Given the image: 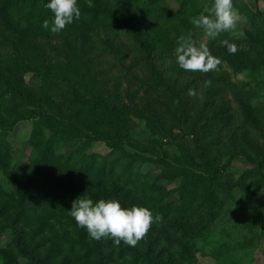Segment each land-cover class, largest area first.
<instances>
[{"label":"rangeland","instance_id":"1","mask_svg":"<svg viewBox=\"0 0 264 264\" xmlns=\"http://www.w3.org/2000/svg\"><path fill=\"white\" fill-rule=\"evenodd\" d=\"M104 1L112 8L126 9L125 17L130 18L128 24L113 26L112 22L104 18H95L90 11L92 0H78L82 13L80 19L59 33H52L54 37L50 39L52 46L49 47L48 58L52 63L51 68L57 74L63 71L64 75L58 76V80L53 77L52 89H43L45 82L36 78L35 72L21 74L26 82L25 88L35 95L48 90V93L60 98L64 90L60 86L62 83L70 80L74 82L77 74L86 76L85 73L91 72L110 103L132 105L150 102L155 115L150 116V113L142 110L146 115L138 111L131 112L127 117L119 116V120L124 123L119 137H96L90 144L84 145V151L83 142L88 138L79 141V136L72 133V128L67 130L62 125L63 119L70 113L55 115L52 119V124L58 130L69 133L58 136L59 132L52 131L47 120H41L39 116L22 118L26 110L31 108L18 106L19 101L13 100L5 87H0V114L11 119L22 118L15 122L10 132H3L0 140V156L3 159L2 163L0 161V213L11 204L26 208L27 215L36 212L31 226L19 223L30 233L31 240L36 227L42 222L41 215L46 212L49 224L55 225V230L64 231L62 239L56 243V248L63 251L49 248L54 258L51 264H64L72 256L67 245L70 235H73V225L69 224H74L75 219L69 209L77 198L73 196L70 201L69 197L60 199V207L53 210L42 209L45 202L41 200L43 196L39 194L40 191L35 194L39 201L36 205L29 200L30 195L27 198L28 194L19 192L17 183L36 179L41 190L49 188L48 203L54 206L59 202L60 195H66L61 194L65 193L66 184L78 183L75 179L83 178L86 179V185L81 187L83 191L92 189L91 193L95 194L101 190L108 193L110 199L120 197L122 200L131 191L130 196H134L135 205L140 206L141 191H137L136 187L150 181L155 184L150 187L151 190L155 189L156 184L160 187L155 191L157 198L167 194L163 199L165 203L177 204L180 202L184 179L163 178L166 170V174L171 169L174 173L177 171L175 165L179 171L185 170L187 167L183 161L186 159L199 163L194 168L197 176L209 175L214 170L213 165L200 162L194 136L186 134L185 127L177 125L182 117L199 131L200 142L206 147V159L218 160L227 167L212 186L218 197V207L214 208L215 212L218 211L216 218L203 223L207 213L199 212L198 209L189 211L185 216L183 229L178 228L177 224L168 227L167 237L161 245L169 248L170 243L174 244L173 251L177 256L171 257L169 251L166 255V250L162 260L169 264H264V0H234V7L241 17L237 29L221 33L215 39L206 37L203 30L186 26L192 24L184 22V19L191 20L204 9L211 8L212 0H129L133 2V9L128 8L126 0ZM47 2L32 0L31 3L38 9L37 15L46 13L47 17L54 16L45 7ZM147 9L150 13L141 20V14ZM189 32L194 33L197 41L206 42L212 54L221 59V64L214 71L196 75L177 65L174 54L176 38ZM50 40H44L42 44H49ZM225 40L237 44V53H228L223 44ZM209 80L210 85L206 83ZM170 85L173 93L168 91ZM190 91L193 94H189ZM44 111L48 112L46 109ZM81 114L83 120H80L86 125L89 112L82 111ZM97 115L100 116L99 112ZM111 119L115 120L114 116H102L98 122L100 134L105 137L113 135L111 129L105 127ZM159 122H163L166 131L171 132L166 137L153 135L159 129ZM126 126L130 130L127 131ZM37 133L38 137L42 138L43 134L46 140H50L56 152L52 161L45 160L43 146L34 140ZM87 133L85 136L90 135ZM57 136L66 139L58 140ZM92 137L93 134L91 140ZM166 155L169 157L167 160L164 158ZM92 163L93 168L86 175L78 174L75 177L74 168L85 166L87 169ZM58 167H64L63 172L58 171ZM55 168L58 174L53 173ZM48 172L51 175L45 176ZM113 181L123 191L117 196L110 194ZM52 186L57 190L50 191ZM122 205L126 206L123 202ZM153 205H158V201L154 200ZM152 213L155 217L154 209ZM14 217L15 212L9 210L5 215L0 214V264H8L10 258L21 264H31L15 249ZM208 223L210 226L205 230L196 232L197 227ZM157 227L159 231L153 232V237L148 239L150 228L145 238L134 247L123 242L116 246L113 242L118 261L123 254L121 264H136L135 253L136 256L137 253H145L149 244L155 245L154 239L159 237L157 233L163 232L160 225ZM66 230H70V233ZM82 230L87 235L81 241L80 249L75 252L78 257L81 255L84 258L74 259L71 264H100L102 259L99 254L85 257L88 246L96 247L97 240L91 239L86 229ZM76 236L84 237L80 232ZM111 240H99L102 245L106 243L105 256L111 251ZM34 242L44 243L45 238L37 236ZM125 247L131 253H123ZM184 247H189V250ZM41 250L44 255L49 254V251ZM147 260L141 259L139 264Z\"/></svg>","mask_w":264,"mask_h":264},{"label":"trees","instance_id":"2","mask_svg":"<svg viewBox=\"0 0 264 264\" xmlns=\"http://www.w3.org/2000/svg\"><path fill=\"white\" fill-rule=\"evenodd\" d=\"M31 2L32 0H0V87H5L6 90H8V92L13 96V100L19 101L18 106L23 105V107L25 108H31L30 110H26L22 118H37L39 116L41 120H47L51 130L56 131V133L59 132L58 136H60L69 135V133L64 130H58L57 127L52 124V119L55 117V115L63 116L65 113H70L69 116L66 115L67 118L63 119L62 125L67 130H70V128H72V133L79 136V141H82L84 137L88 138V140L83 142L84 150V145L90 144V141H93V139H95L96 137L99 139L118 138L120 135V131H122L121 128H123L124 125V123L119 120L121 119L119 116L127 117L131 114V112L136 113L138 111L146 115V112L144 113L142 112V110L150 113V116L155 115V112L151 110V108L153 107L150 102L145 104L133 103L132 105H115L110 103L104 96L103 92L100 91V86L98 85V82L95 81L94 74H90L91 72L85 73L86 76L77 74L75 76L77 80H73L74 82L70 80L67 83H62L60 86H63L62 88H64V90L61 91L60 98H58L57 95L48 93V90H43L39 95H35L33 92H30L28 89H26V82L25 79L20 76L21 74L35 72L36 78H41L43 82H45L46 86L43 89H52L54 81L53 77L57 79L58 76L64 75L63 71L59 74L54 72V68H51V60H49L48 58V50L49 47L52 46L50 39H52L54 35L50 30L44 29L40 26L42 22L47 18L49 21H51V18H53V16L47 17L46 13L37 15L36 13L38 12V9H36V5L32 4ZM36 2H38V0H36ZM92 2L93 7L90 11L92 12L93 17L98 19L104 18L109 23L112 22L114 24L113 26L119 24H128L130 18L127 19V17H125L126 9L112 8V6L106 4L104 0H92ZM125 3H127L128 8H135L133 2H129V0H126ZM149 13L150 10L148 9L146 12H143L142 14L140 13V19L143 20L145 15ZM184 22L191 23V20L184 19ZM185 25L193 26L189 24ZM44 40H50L51 44H42V41ZM198 73L199 72H195L196 75H198ZM168 91L173 93L171 85L168 86ZM44 109L48 110V112L44 111ZM82 111L89 112V117L86 118V125L83 121L80 120V118L83 120V115L81 114ZM98 112L100 116L97 115ZM101 115L114 116L115 120H108L105 125V127L111 129L113 135L105 137V135L100 134L101 126H98V122L102 118ZM22 118L13 117L11 119V117L6 118L3 114H0V140L3 137L2 133L10 132V130L16 124L15 122L22 120ZM179 119L180 120L177 121V125L185 127V133L192 134L194 136V144L196 146V149L198 150V157L200 162L213 165L214 170L209 175L200 174V176H197L195 174L194 168L198 167L199 163L193 159H186L183 161L185 162V167H187L183 171H179L176 165L174 166V169L177 171H175L174 173L171 169L169 173L166 174V170L163 173V178L175 179L182 177L184 179V184L180 191V202H178L177 204H166L163 199L167 197V194L163 195L162 198H157L156 192L160 189V187H158V184H156L155 189L151 190L150 188L152 185L154 187V182H152L151 184L150 181H146L144 182L145 184H141L142 186L137 185V191H141L140 206H146L151 211L154 209L156 216L161 217L159 221L153 223V227H151L150 233L148 234V239L153 237V232L159 231L157 225H160L163 228V232L165 233H157L159 237L157 236L156 239H154L155 245L154 243L149 244L150 247L145 253H137V256L135 253L134 258L136 264H139V261H141V259L143 260L144 258L148 259L147 262H144V264H169L167 263V261L162 260V257L165 254L164 251L167 250L166 255H168L169 251L171 257H176L177 253L173 251V248H175L174 244L170 243L169 248L161 245L163 239L167 237L166 233L168 232L166 231V229H168V227H173L176 224L178 228L183 229L185 227L183 220L185 216L189 214V211H196L199 209V212H205V214L207 213L206 219H204L205 215L202 217V219H204L203 223L207 220H214L217 216L218 211L215 212L214 208L218 207V197L215 195L216 192L212 188V186L213 182L221 177L222 172L224 168L227 167V165H224L222 162L215 159H206V147L200 142L201 136L199 134V131L196 130V127L194 128V126L190 124L189 120L185 121L182 117H180ZM91 120L92 122L90 124ZM126 130H130L128 129V126H126ZM87 132H89L90 135L85 136V134H88ZM170 133L171 132L166 131L163 122H159V129H156L153 132V135H161L166 137ZM91 134L94 135V137H92V140ZM38 135L39 133L34 135V140H36L37 144L43 146V154L46 155L45 160L52 161L54 157H56V152L54 149H52L50 140H46V137L43 134L42 138L38 137ZM58 136V140L66 139L65 137ZM164 158L167 160L169 157L168 155H166ZM0 161L1 163L3 162L1 156ZM67 161L68 160H66V164ZM253 162H255V160H253ZM262 162H264V159L262 160ZM93 163L88 166L87 169L85 168V166H80L76 169L74 168L75 170L73 169V172L75 173V177L78 176V174L83 176L86 175L88 170L93 168ZM3 168L6 169V166H4ZM63 168L58 167V171L63 172ZM56 171L57 168H55L53 173L58 174V172L56 173ZM51 173L48 172V175L46 174L45 176H49L51 175ZM106 174L104 173L103 175ZM75 180H78V183L66 184L64 186L65 193L61 194L66 195H60L58 197L59 202H56L54 206L52 204V206H50L48 203L50 199L49 188H42V192L40 188L41 186H39V183L38 181H36V179H32V181L24 183L18 182L17 189L19 190V192L21 191L28 194L27 198L31 196V199L29 200L35 202L36 205L39 201H37L38 199L35 198L37 196L35 194H38L37 192L40 191L39 194L43 196L41 200H43L42 202H45V205L42 207V209L47 210L59 208L60 199L65 200L69 197L68 200L70 201L72 200L71 197L73 196L75 198H78L80 196V198H83L82 195L84 193L94 201H98L100 199H110L108 193L101 190H99L98 193L95 194L91 193L92 189L83 191L81 187L86 185V179L80 178ZM114 181L112 182L110 194L112 196H117L123 191L121 189V186L117 184L119 183V181L117 180V183H115ZM201 185L204 186L202 187ZM52 188L53 189H51L50 191L57 190L55 186H52ZM101 192H103L104 195ZM130 194H132L131 191L127 193V196L123 200L120 199V197L117 199L121 203H125L126 207H131L132 205L136 204V201L132 199L134 196L131 197ZM18 195L20 197V194ZM154 200L158 201V205H153ZM129 201L132 203L128 204ZM20 204H22V202ZM25 209L26 208L24 207H22L21 209V205L13 206V204H11L10 207L2 210V213L4 215L7 214V210L15 212L16 214V217H14L12 224L13 228L15 229L16 235L14 240L15 249L18 251V254H20L24 258H27L31 264H51L54 258H52V251L49 248L52 247L53 250L57 249L63 251L59 248H56V243H58L59 240L62 239V234L64 233V231H62V229H60V231L55 230V225L49 224V219H47V214L45 212L41 215L42 219L39 220L42 222L38 224V227H36L32 239L30 240V233H28V231L24 227L20 226L19 223L23 222L26 227L31 226L34 216H36V212L27 215V210ZM52 214L53 213H51V215ZM51 218L53 220L56 219L55 217ZM70 225H73V235H70L67 249L71 250L72 256H69L67 260H65L64 264H71L74 259L84 258L81 255L80 257H78L75 250L80 249V243L87 234L85 233L84 235V232L82 230L83 228L80 229L78 225H76V221L74 224H69V226ZM207 226H210V223L206 224V226L197 227L196 232H202V230H205ZM66 231L70 233V230ZM79 232L84 237L78 238V236L76 235H78ZM37 236L45 238V242H34ZM143 238H145V236ZM175 238L179 237L175 236ZM101 241H103V239H101ZM109 245L111 247V251L108 255L105 256L106 253L104 248L106 247V243H103L102 245L100 244V241H97L96 247L88 246V249H86L85 251V257H91L92 255L99 254L100 258L102 259L100 264H121V261L124 260L123 254L120 255L119 262L116 258V248L113 246V240L109 242ZM184 248L185 250H189V247ZM41 249L49 251V254L44 255ZM122 252L126 254L131 253L130 249L126 247L125 249L123 248ZM153 253H155L154 256ZM8 264L21 263L18 260L10 258L8 260ZM171 264H175V262H171Z\"/></svg>","mask_w":264,"mask_h":264},{"label":"clouds","instance_id":"3","mask_svg":"<svg viewBox=\"0 0 264 264\" xmlns=\"http://www.w3.org/2000/svg\"><path fill=\"white\" fill-rule=\"evenodd\" d=\"M45 7L53 14L51 22L44 20L42 27L53 34L64 30L67 25L78 21L82 15L78 0H48ZM241 17L234 7V0H212L211 8L192 17L191 24L203 30L206 37L215 39L221 33L237 29ZM228 53H237L238 46L227 40L223 41ZM177 65L186 72L209 73L220 64L221 59L210 51L204 41L194 39V33L180 35L176 38L174 50ZM209 85L211 81H206ZM189 94H193L191 91ZM72 202L70 215L77 225L87 230L94 240L111 238L116 246L121 242L134 247L147 234L154 222L161 219L153 216L146 206L132 205L126 207L118 199H100L82 195Z\"/></svg>","mask_w":264,"mask_h":264}]
</instances>
